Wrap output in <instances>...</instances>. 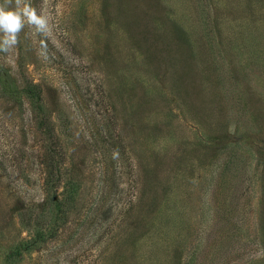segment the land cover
Wrapping results in <instances>:
<instances>
[{
  "label": "rangeland",
  "instance_id": "374dc122",
  "mask_svg": "<svg viewBox=\"0 0 264 264\" xmlns=\"http://www.w3.org/2000/svg\"><path fill=\"white\" fill-rule=\"evenodd\" d=\"M24 2L0 264H264V0Z\"/></svg>",
  "mask_w": 264,
  "mask_h": 264
},
{
  "label": "clouds",
  "instance_id": "9594fccd",
  "mask_svg": "<svg viewBox=\"0 0 264 264\" xmlns=\"http://www.w3.org/2000/svg\"><path fill=\"white\" fill-rule=\"evenodd\" d=\"M3 0L0 3V52L8 53L19 43L20 33L25 26L34 28L37 34L49 37L52 32L50 17L24 0Z\"/></svg>",
  "mask_w": 264,
  "mask_h": 264
},
{
  "label": "trees",
  "instance_id": "16d2710c",
  "mask_svg": "<svg viewBox=\"0 0 264 264\" xmlns=\"http://www.w3.org/2000/svg\"><path fill=\"white\" fill-rule=\"evenodd\" d=\"M10 80V81H9ZM21 94L25 95L27 98H32L34 101H36L38 95L33 91V87L32 86H23L21 88L17 87L15 85V83L10 79L9 75L5 72L4 70L1 69L0 66V95L6 97V99L8 100H12L14 102H18L20 99ZM44 165H45V170L47 168H51L54 165L53 159H49L48 156L45 157V161H44ZM46 176L44 177V189L45 191H49L51 189V178L50 176H48L47 174H45ZM42 237V233L40 231H37V229H35L33 231V235L32 237L25 241V244H33L36 241L40 240V238Z\"/></svg>",
  "mask_w": 264,
  "mask_h": 264
}]
</instances>
